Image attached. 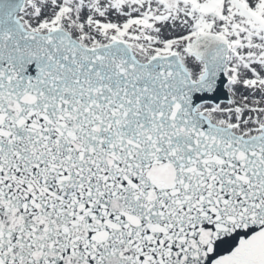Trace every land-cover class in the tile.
Instances as JSON below:
<instances>
[{"label":"snow or ice","instance_id":"snow-or-ice-1","mask_svg":"<svg viewBox=\"0 0 264 264\" xmlns=\"http://www.w3.org/2000/svg\"><path fill=\"white\" fill-rule=\"evenodd\" d=\"M0 264H264V0H0Z\"/></svg>","mask_w":264,"mask_h":264}]
</instances>
